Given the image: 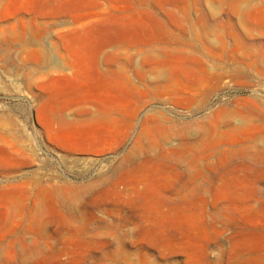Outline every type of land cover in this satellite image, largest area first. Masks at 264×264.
<instances>
[{"label": "rangeland", "instance_id": "374dc122", "mask_svg": "<svg viewBox=\"0 0 264 264\" xmlns=\"http://www.w3.org/2000/svg\"><path fill=\"white\" fill-rule=\"evenodd\" d=\"M0 264H264V0H0Z\"/></svg>", "mask_w": 264, "mask_h": 264}]
</instances>
